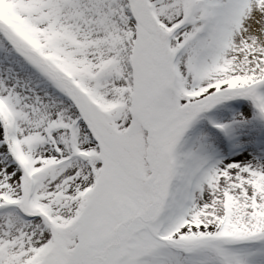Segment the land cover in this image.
Returning <instances> with one entry per match:
<instances>
[{"label": "snow or ice", "instance_id": "6c2138e0", "mask_svg": "<svg viewBox=\"0 0 264 264\" xmlns=\"http://www.w3.org/2000/svg\"><path fill=\"white\" fill-rule=\"evenodd\" d=\"M0 264H264V0H0Z\"/></svg>", "mask_w": 264, "mask_h": 264}]
</instances>
